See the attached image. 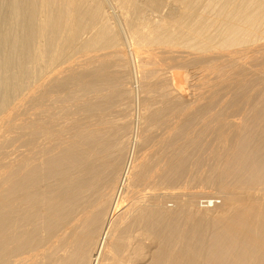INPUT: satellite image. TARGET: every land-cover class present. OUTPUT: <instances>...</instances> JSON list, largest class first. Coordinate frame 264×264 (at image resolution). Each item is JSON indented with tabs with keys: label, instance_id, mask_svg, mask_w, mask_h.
<instances>
[{
	"label": "bare ground",
	"instance_id": "bare-ground-1",
	"mask_svg": "<svg viewBox=\"0 0 264 264\" xmlns=\"http://www.w3.org/2000/svg\"><path fill=\"white\" fill-rule=\"evenodd\" d=\"M0 264H264V0H0Z\"/></svg>",
	"mask_w": 264,
	"mask_h": 264
},
{
	"label": "rangeland",
	"instance_id": "rangeland-1",
	"mask_svg": "<svg viewBox=\"0 0 264 264\" xmlns=\"http://www.w3.org/2000/svg\"><path fill=\"white\" fill-rule=\"evenodd\" d=\"M111 5H112V3L110 4V2H109V9L111 10L112 8H113V6L111 7ZM113 11V10H112ZM134 78H135V80H134ZM133 78V86L135 85V82L137 81V84L135 85V86H137L138 85V80H137V78L136 77H134ZM184 79H182V81L180 80V88L178 87V89H180V91H178V89L177 90H175V92H178L177 94H178V96L180 97V98H182L184 101H190V99H191V95H190V93H191V90H192V88L191 87H189V85L187 84V83H185V80L183 81ZM182 83V84H181ZM134 86V87H135ZM135 90V93L138 91V87H136V89H134ZM19 91H17L16 93H13L12 95H13V97H12V95H11V99L13 100L16 96H17V93H18ZM137 94H138V92H137ZM139 95V94H138ZM15 96V97H14ZM137 96V95H136ZM138 97H137V100H134V104H133V110H132V112L134 113L133 115H134V117H131V121H132V118L133 119H135V120H133V121H135V123H133V127H134V129H133V127L131 128L132 129V135L134 136V134H137V133H139L137 130H138V128H139V131H140V126H139V124H138V122L136 121V120H138V117H136L138 114H139V110H140V108H139V103H138ZM138 106V107H137ZM139 108V109H138ZM137 111H138V113H137ZM136 115V116H135ZM140 115V114H139ZM138 126V127H137ZM198 126H200L199 125V123H198ZM216 125H215V123H213V125H211V127L213 128V127H215ZM131 132V131H130ZM205 134V136L207 137L206 139H207V141L208 140H211V136H210V132H209V129L208 130H206L205 132H204ZM130 135H131V133H130ZM137 136V135H136ZM135 136V137H136ZM208 136H209V139H208ZM131 137V136H130ZM132 143V144H131ZM130 143V148L132 147V150H133V147H134V145H133V142H131ZM131 150V149H130ZM202 151V149L200 150V152ZM131 153H132V151H131ZM130 155V154H129ZM132 155V154H131ZM130 155V156H131ZM129 157V156H128ZM132 157V156H131ZM130 157V158H131ZM199 185H202V184H197V183H192V182H190V180H189V177L187 176V175H185V178L182 180V182H181V185H180V189L182 190V191H189V190H191L190 188H195V187H197V186H199ZM213 197V198H212ZM210 198H212V200H214V202L215 201H217V205H220L222 202H223V197L222 196H220V194H218V193H213V195L210 197ZM205 200H207V198L206 197H199L198 198V201H197V203H198V206L200 207V208H203V209H205V208H210V209H213V207H209V205L212 203H210V202H208V206L207 207H205L207 204H206V201ZM205 201V202H204ZM168 204L169 205H171L172 204V202H168ZM214 204V203H213ZM214 206H216V205H214Z\"/></svg>",
	"mask_w": 264,
	"mask_h": 264
}]
</instances>
